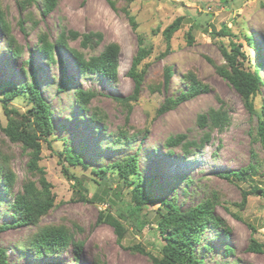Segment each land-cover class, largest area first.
Returning <instances> with one entry per match:
<instances>
[{"label":"rangeland","instance_id":"rangeland-1","mask_svg":"<svg viewBox=\"0 0 264 264\" xmlns=\"http://www.w3.org/2000/svg\"><path fill=\"white\" fill-rule=\"evenodd\" d=\"M112 2L114 6L108 0H58L57 7L44 15L40 9L43 0H0L11 33L23 50L22 56L14 58L0 30V80L21 84L37 77L44 97L54 110L55 124L52 146L43 143L40 161L53 186L55 207L43 217L39 227L24 225L1 232L0 247L7 250L12 264H153L148 255L131 248L140 245L160 256L165 244L157 230L161 204L147 205L131 217L129 203L133 188L123 185L112 169L104 178L94 172L139 152L141 176L150 180L146 188L155 198H175L182 210L192 209L207 198L218 201L214 214L223 224L218 227L210 224L201 243L195 246L203 264H264V254L249 249L252 239L264 244V195H249L245 208L239 207L243 191L250 190V185L264 189V147L255 140L260 117L249 112L240 94L214 67V63L226 64L222 49L230 51L233 41L242 45L247 70L254 71L257 64L262 65L264 81V0ZM179 17L184 18L182 28L173 35L171 53L162 56L168 48L164 31ZM22 19L27 21L25 31L20 28ZM131 19L137 24V30ZM224 26L234 36H222ZM63 30L80 34L76 40L69 39L68 45L83 53L86 59L98 55L110 43L119 44L117 82L98 75H83L65 49L60 51V58L56 54L55 64H49L38 52L39 35L46 33L54 42ZM190 31L192 43L188 39ZM89 33L102 36L94 49L82 45L83 35ZM248 33L255 38V49L245 39ZM139 36L144 37L145 45L153 51L140 66L147 72L139 100L124 106L122 103L134 91V82L128 73L140 47ZM30 57L32 65L26 64ZM170 67L174 69V76L166 89L164 73ZM189 73L196 75L210 90L160 114L166 99H175L181 90L187 89L185 77ZM64 77L70 86L61 91ZM159 84L160 91L152 89ZM80 90L95 93L87 109L77 103ZM1 100L0 96V122L6 126ZM220 101L226 104L230 125L223 131L200 128L198 116L211 108H219ZM253 101L255 110L261 113L264 87ZM11 106L23 114L30 108L23 98ZM96 113L103 118L95 120L92 115ZM1 125L0 150L17 181L10 192H5V182L0 179V226L13 222L9 205L15 194L22 191L23 183L39 179L29 171L30 155L6 137ZM205 133L210 135L209 142L199 149L192 146L189 155L183 154L180 147L172 149L170 154L165 146L167 139L180 134L186 135L188 141L199 143ZM64 147L73 149L89 168L64 164L59 156ZM250 163L257 165V174L248 183L232 182L220 176ZM63 167L79 179L82 188L73 177L64 174ZM102 213L114 216L126 229L121 243L112 225L99 222ZM145 217L148 224L139 229L136 223ZM58 225L69 229L76 241L85 242L79 261L73 248L49 257H38L24 249L39 228Z\"/></svg>","mask_w":264,"mask_h":264},{"label":"trees","instance_id":"trees-1","mask_svg":"<svg viewBox=\"0 0 264 264\" xmlns=\"http://www.w3.org/2000/svg\"><path fill=\"white\" fill-rule=\"evenodd\" d=\"M26 1L33 2L37 0ZM108 1L114 6L112 0ZM57 3L58 0H43V4L40 6L41 12L44 15L52 12L57 7ZM131 20L133 21V19ZM183 21V17L177 18L164 31L168 48L162 56H167L171 53V40L173 35L182 28ZM26 23L27 21L25 19H22L19 23L23 31H25ZM133 23L134 28L137 30V24L134 21ZM0 30L7 38V47L10 49L12 56L14 58L22 56L23 50L18 46L16 39L11 33V25L1 5ZM191 32L192 31L188 33L189 43L193 42ZM220 34L224 37L234 36L227 26L223 27ZM79 37L80 34L78 32H66L63 30L57 39L52 42L46 33H41L39 35V44L37 45L38 52L49 64H55L56 54L60 58V51L65 49L70 52L78 65V69L83 75H98L110 82L116 83L118 80L117 61L120 55L119 44L110 43L106 45L103 51L98 55L86 59L83 53L68 45L69 39L76 40ZM245 39L253 49L256 48L254 42L255 38L252 34L248 33ZM101 40L102 36L100 34L89 33L83 35L82 45L86 48L90 47L94 49ZM139 43L140 47L132 61V66L128 73L134 82V91L127 100H124L122 103L124 106L127 105V102L138 101L144 90L147 69H140V66L144 60L151 56L153 49L145 45L143 36H139ZM230 47V51L227 48L222 49L226 64L217 65L214 63L215 70L240 94L249 112L253 116L257 114L260 117V122L256 128L255 140L260 142L264 147V104L262 112L258 113L255 110L253 101L255 96L262 90V87H264V81L261 76L262 65L257 64L254 71L247 70L244 64L247 57L241 50L242 45L231 41ZM32 59L33 58L30 57L26 61V64L32 65ZM61 63H63V61H61ZM164 76L165 87L167 89V86L169 87V83L174 76L173 67L167 68ZM185 78L188 85L187 89L181 90L180 95L175 99H166L165 103L159 109L160 114L174 110L182 103L197 97L202 92L210 90L209 87L200 82L193 73H189ZM68 86H70V82L64 77L59 88L61 91H65ZM152 89L160 91L161 85L159 84L157 87L154 85ZM0 96L2 97L1 102L3 103V110L7 118L6 126L1 125L0 122L2 132L11 142L21 145L24 152L30 155V161L28 162L29 171L31 175L39 176L38 182L31 179L25 181L22 191L15 194L13 201L9 205L13 222L1 225V233L5 230L24 225L39 227L43 217L47 216L55 207V195L52 191L53 186L46 178L45 169L40 166V161L43 160V143L45 142L48 146H52L51 138L55 132V124L53 121L54 110L51 103L44 97L37 77L33 76L30 82L21 84L0 80ZM77 96V103L80 108L87 109L95 93L80 90ZM19 98L27 100L30 104V108L24 114L11 106V103ZM220 102L219 108H211L206 114H200L198 116L197 122L200 128H209L208 130L210 131H214V129L223 131L230 125L231 116L228 114L226 104L223 101ZM92 117L95 118V120H101L103 115L96 113L93 114ZM118 139L120 140V138ZM209 140L210 135L208 133H205V137H203L199 143L188 141L186 135L180 134L167 139L165 146L169 148L170 154H173L172 149L180 147L183 154L189 155L192 146L199 149L205 143L209 142ZM64 145H67L66 142H64ZM59 156L64 164H68L69 166L83 165L84 168H89V165L84 163L80 156L71 148L64 147V150L59 153ZM111 169L114 173L116 172L118 174L123 185L133 188L130 191L131 201L129 203L131 217H135L139 212H142L147 205L161 204L162 211L160 209L158 212L157 230L162 234L165 244L161 248L160 256L155 255L151 251H146L140 245L132 247L131 250L148 255L153 264H203V261L196 253L195 246L201 243L202 237L208 230L210 224L217 227L223 224L222 220L214 214L218 201L207 198L203 203L192 209L182 210L180 206L175 203V198L171 200H159L155 198L146 188V184H148L150 180L144 179L141 176L139 152L127 156L120 161H116L111 166L100 168L94 172L100 178H104ZM63 170L67 177H73L76 180V185L78 184L80 188H82V183L79 179L75 178L74 175L70 174L67 167H63ZM0 174V179L5 182V192H10L13 186H15L17 179L16 175L11 170L6 156L1 150ZM256 174L257 165L250 163L248 166L238 171L220 174V176L228 181L248 183ZM250 188V190L243 191L242 202L239 204V207L245 208L249 195H264V189L253 185H250ZM80 198L85 200L84 195H81ZM235 216L237 219L242 220L240 216ZM102 221L114 227L118 235V242L121 243L126 236V229L123 225L114 216L106 215L105 213H102L99 218V222ZM136 224L139 229H142L148 224L147 217H145V219H140ZM250 227L254 229L252 225H250ZM84 245L85 242L76 241L74 239V235L69 229L63 225H58L39 228V230L29 238L26 245L28 248L25 246L24 249L33 251L38 257H49L61 252H68L73 248L76 254L74 256L76 260L79 261ZM249 249L253 253L264 254V244H261L256 239H252ZM0 264H12L11 261L8 260L7 250L1 247ZM46 264L52 263L47 262Z\"/></svg>","mask_w":264,"mask_h":264}]
</instances>
